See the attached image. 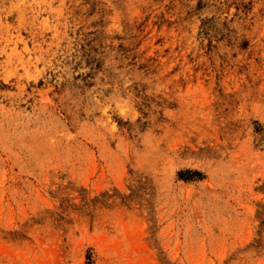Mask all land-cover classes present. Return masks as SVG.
<instances>
[{
    "label": "rangeland",
    "instance_id": "rangeland-1",
    "mask_svg": "<svg viewBox=\"0 0 264 264\" xmlns=\"http://www.w3.org/2000/svg\"><path fill=\"white\" fill-rule=\"evenodd\" d=\"M0 264H264V0H0Z\"/></svg>",
    "mask_w": 264,
    "mask_h": 264
}]
</instances>
